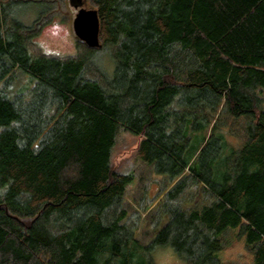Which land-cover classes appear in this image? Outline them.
Instances as JSON below:
<instances>
[{"label":"trees","instance_id":"trees-1","mask_svg":"<svg viewBox=\"0 0 264 264\" xmlns=\"http://www.w3.org/2000/svg\"><path fill=\"white\" fill-rule=\"evenodd\" d=\"M28 1L0 0V264H264V0H91L100 45L63 57L33 47ZM138 163L168 181L147 243ZM229 227L251 262L218 258Z\"/></svg>","mask_w":264,"mask_h":264},{"label":"rangeland","instance_id":"rangeland-1","mask_svg":"<svg viewBox=\"0 0 264 264\" xmlns=\"http://www.w3.org/2000/svg\"><path fill=\"white\" fill-rule=\"evenodd\" d=\"M87 7L94 8L91 0H87ZM18 14L22 23L33 24L37 28L38 32L34 38L33 47L39 52L60 57L76 52L78 41L72 30L74 11L68 0H31L25 5L22 4V9L18 11ZM111 62L103 54L101 66L107 71H111L113 65ZM19 80L23 81L24 78L21 77ZM139 137L127 132L122 133L114 156L116 165L133 154ZM167 182V179L155 173L150 166L138 163L135 168V179L126 190L125 207L129 213L138 214L137 237L143 243H147L151 239L155 229L153 206L157 200L151 202L150 199L157 196L158 190L164 189ZM146 207L147 209H144ZM220 237L223 248L217 253V256L221 261H252V254L246 249L243 237L238 236L237 228H227ZM152 259L156 264H185L170 247H156L152 253Z\"/></svg>","mask_w":264,"mask_h":264},{"label":"water","instance_id":"water-1","mask_svg":"<svg viewBox=\"0 0 264 264\" xmlns=\"http://www.w3.org/2000/svg\"><path fill=\"white\" fill-rule=\"evenodd\" d=\"M72 30L76 40L87 47H98L100 41L97 10L93 7H80L72 19Z\"/></svg>","mask_w":264,"mask_h":264},{"label":"flooded vegetation","instance_id":"flooded-vegetation-1","mask_svg":"<svg viewBox=\"0 0 264 264\" xmlns=\"http://www.w3.org/2000/svg\"><path fill=\"white\" fill-rule=\"evenodd\" d=\"M74 11V16L80 7H87V0H68ZM74 18V17H73Z\"/></svg>","mask_w":264,"mask_h":264}]
</instances>
